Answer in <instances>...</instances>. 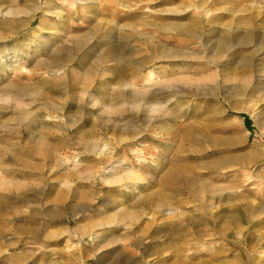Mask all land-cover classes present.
Instances as JSON below:
<instances>
[{"label": "rangeland", "instance_id": "1", "mask_svg": "<svg viewBox=\"0 0 264 264\" xmlns=\"http://www.w3.org/2000/svg\"><path fill=\"white\" fill-rule=\"evenodd\" d=\"M0 74V264H264V0H0Z\"/></svg>", "mask_w": 264, "mask_h": 264}, {"label": "bare ground", "instance_id": "2", "mask_svg": "<svg viewBox=\"0 0 264 264\" xmlns=\"http://www.w3.org/2000/svg\"><path fill=\"white\" fill-rule=\"evenodd\" d=\"M4 74H5V73H4ZM4 74H3V78L0 77V81L3 80V79L5 78V75H4ZM0 75H1V74H0ZM128 85H129V84H128ZM161 107H162V105H159V104L154 105V109H155V108H156V109H162Z\"/></svg>", "mask_w": 264, "mask_h": 264}]
</instances>
